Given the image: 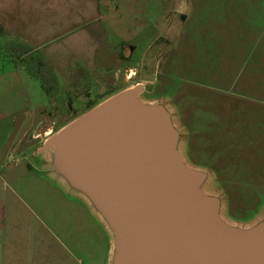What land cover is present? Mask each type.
Here are the masks:
<instances>
[{
	"label": "rangeland",
	"instance_id": "374dc122",
	"mask_svg": "<svg viewBox=\"0 0 264 264\" xmlns=\"http://www.w3.org/2000/svg\"><path fill=\"white\" fill-rule=\"evenodd\" d=\"M100 84L108 93L87 101ZM137 85L138 100L163 107L218 219L264 231V0H0V192L17 218L50 239L42 224L57 232L82 206L56 152L41 148ZM9 230L0 212L4 244Z\"/></svg>",
	"mask_w": 264,
	"mask_h": 264
},
{
	"label": "water",
	"instance_id": "95a60500",
	"mask_svg": "<svg viewBox=\"0 0 264 264\" xmlns=\"http://www.w3.org/2000/svg\"><path fill=\"white\" fill-rule=\"evenodd\" d=\"M142 85L90 109L42 151L86 192L116 239L114 264H264V231L226 227L174 150L166 113L140 106Z\"/></svg>",
	"mask_w": 264,
	"mask_h": 264
},
{
	"label": "crops",
	"instance_id": "0c3cea01",
	"mask_svg": "<svg viewBox=\"0 0 264 264\" xmlns=\"http://www.w3.org/2000/svg\"><path fill=\"white\" fill-rule=\"evenodd\" d=\"M64 178L72 185L66 176ZM6 187L7 182H4V193ZM12 193L20 205L24 204L18 192ZM76 195L82 206L74 202V206L57 218L54 222L57 232L42 224L51 235L49 239L39 236L38 228L24 225L17 218L18 210L13 209L7 195L0 192L2 220L10 226L9 243L0 240V264H114L116 239L109 221L86 192L78 189ZM15 232L20 234V239H15Z\"/></svg>",
	"mask_w": 264,
	"mask_h": 264
},
{
	"label": "flooded vegetation",
	"instance_id": "af4514ba",
	"mask_svg": "<svg viewBox=\"0 0 264 264\" xmlns=\"http://www.w3.org/2000/svg\"><path fill=\"white\" fill-rule=\"evenodd\" d=\"M129 72L132 73V70L131 69H127L125 75L128 76ZM97 83H100V82H97ZM145 88L147 90H151L152 89V85L148 84V85L145 86ZM109 89H110V87L108 85H105V84H100L97 90L89 89L88 93H86L87 98H88L87 101H89V102L93 101L94 99L98 98L99 96H103V95L107 94Z\"/></svg>",
	"mask_w": 264,
	"mask_h": 264
},
{
	"label": "bare ground",
	"instance_id": "6f19581e",
	"mask_svg": "<svg viewBox=\"0 0 264 264\" xmlns=\"http://www.w3.org/2000/svg\"><path fill=\"white\" fill-rule=\"evenodd\" d=\"M135 89V86H131L128 90H130V91H133ZM136 102L140 105V106H142V107H144V108H146V109H149V110H153V111H157V112H162V113H165V111L163 110V107H161L160 105H147V104H144V103H142L140 100H138V99H136ZM62 129V128H61ZM60 129V130H61ZM60 130L57 132V133H59L60 132Z\"/></svg>",
	"mask_w": 264,
	"mask_h": 264
}]
</instances>
